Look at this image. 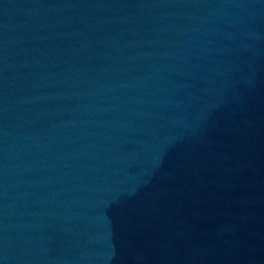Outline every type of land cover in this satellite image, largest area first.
I'll list each match as a JSON object with an SVG mask.
<instances>
[{
    "label": "water",
    "instance_id": "water-1",
    "mask_svg": "<svg viewBox=\"0 0 264 264\" xmlns=\"http://www.w3.org/2000/svg\"><path fill=\"white\" fill-rule=\"evenodd\" d=\"M0 264H264V0H0Z\"/></svg>",
    "mask_w": 264,
    "mask_h": 264
}]
</instances>
